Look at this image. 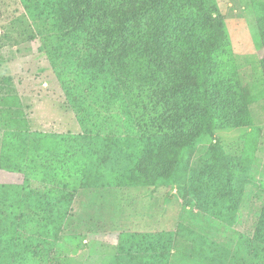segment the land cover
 I'll list each match as a JSON object with an SVG mask.
<instances>
[{"label": "rangeland", "instance_id": "rangeland-1", "mask_svg": "<svg viewBox=\"0 0 264 264\" xmlns=\"http://www.w3.org/2000/svg\"><path fill=\"white\" fill-rule=\"evenodd\" d=\"M216 2L229 46L222 60L236 66L252 97L253 125L201 137L190 155L189 171L211 164L215 143L228 157L249 158L243 169L234 168L239 178L233 184L240 194L236 217L228 224L204 212L201 197L183 186L132 187L109 178L123 163L125 151L109 133L100 140L83 135L20 0H0V160L9 143L26 149L21 170H13L6 159L11 168H0V207L10 211L7 222L0 223V264H122L125 257L136 264L137 241L149 248L152 239L146 236L158 233L174 234L162 264H264V245L253 239L264 190V51L251 0ZM11 96L18 99L25 120L20 132L2 112L1 99ZM62 137L65 145L53 143ZM101 143L104 151L97 146ZM65 150L79 151L74 157L91 174L76 173V158L69 156L63 170L54 153ZM45 161L50 172L43 169ZM215 208L214 214L220 211L218 204ZM143 252L163 251L154 247Z\"/></svg>", "mask_w": 264, "mask_h": 264}, {"label": "trees", "instance_id": "trees-1", "mask_svg": "<svg viewBox=\"0 0 264 264\" xmlns=\"http://www.w3.org/2000/svg\"><path fill=\"white\" fill-rule=\"evenodd\" d=\"M20 2L83 135L100 140L109 133L111 141L125 151V162L109 178L132 187L183 186L193 197H201L207 208L204 212L227 224L236 217L240 191L233 184L239 178L234 168L243 169L249 158L228 157L215 143L211 164L198 172L189 171L190 155L201 137L253 125L252 97L241 85L236 66L222 60L229 46L216 0ZM251 6L264 51V0H251ZM260 67L264 76V55ZM1 102L2 112L20 132L26 125L18 99L11 96ZM114 131L121 135L115 136ZM14 139L17 142L20 137L15 134ZM64 142L63 137L53 141L57 146ZM14 143L3 146L0 168H11L5 159L13 162V170H21L25 164L26 149ZM30 151L36 154L34 149ZM76 154L79 151L54 153L63 170L69 156L76 158V173L91 174ZM43 169L50 172L47 161ZM262 194L253 239L264 245V190ZM61 198L65 203V196ZM217 204L220 211L214 214ZM9 214L5 206L0 207V223L7 222ZM2 234L3 229L0 241ZM173 236L149 234V248L136 240V264L165 262ZM154 247L163 252L144 254ZM128 258L121 263L131 264L133 257Z\"/></svg>", "mask_w": 264, "mask_h": 264}]
</instances>
